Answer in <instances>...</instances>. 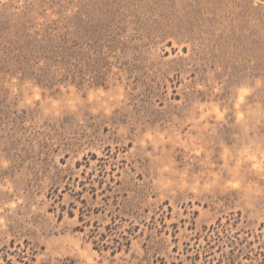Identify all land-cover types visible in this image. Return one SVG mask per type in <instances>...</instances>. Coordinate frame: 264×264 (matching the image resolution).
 I'll return each instance as SVG.
<instances>
[{"label": "rangeland", "instance_id": "1", "mask_svg": "<svg viewBox=\"0 0 264 264\" xmlns=\"http://www.w3.org/2000/svg\"><path fill=\"white\" fill-rule=\"evenodd\" d=\"M0 264H264V0H0Z\"/></svg>", "mask_w": 264, "mask_h": 264}]
</instances>
